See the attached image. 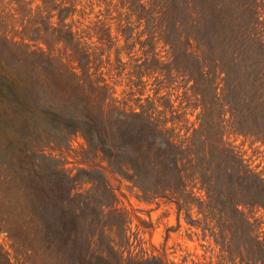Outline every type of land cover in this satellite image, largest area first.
<instances>
[{
  "label": "rangeland",
  "instance_id": "1",
  "mask_svg": "<svg viewBox=\"0 0 264 264\" xmlns=\"http://www.w3.org/2000/svg\"><path fill=\"white\" fill-rule=\"evenodd\" d=\"M187 1L0 0V67L92 121L0 129L1 264H264V0H194L217 67ZM141 112L184 157L176 194L137 180Z\"/></svg>",
  "mask_w": 264,
  "mask_h": 264
},
{
  "label": "trees",
  "instance_id": "2",
  "mask_svg": "<svg viewBox=\"0 0 264 264\" xmlns=\"http://www.w3.org/2000/svg\"><path fill=\"white\" fill-rule=\"evenodd\" d=\"M185 10V25L187 29L192 33L191 35H194L199 40L201 47L212 57L209 61L214 67H217L219 60L215 57L214 50L208 49L206 42L204 43L200 40L203 26L201 5L194 0L187 1ZM41 56L44 55L41 54ZM209 56H206L207 60ZM47 60L54 62L53 60L55 59L48 56ZM248 69H250V66L245 65L242 66L240 71L244 73ZM227 73L229 76V70H227ZM58 75L60 76L61 74ZM31 95L32 91L22 74L14 69L10 70L0 67V129L11 128L13 129L11 132L14 134H27L33 132L35 128L47 124L54 128L68 131L82 129L88 136L92 134V121L88 117L81 118L74 114L60 112L51 106L33 108ZM137 116L141 120L139 126V132L141 133L140 148L133 152L134 158L131 160L137 180L148 183V180L151 179L153 183L149 184L148 190L155 189L156 192H161V194H165L169 190L171 193L176 194L177 188L171 186L170 183L174 178L178 179L179 182H183L186 177L183 176L184 169L180 167L184 157L180 154L167 132L152 120L151 115L141 112ZM99 132V140L104 143L100 129ZM201 132V130H197L196 135L203 141V133ZM103 150L105 149L103 148ZM146 166L150 167V172L154 173L155 176H144L146 174ZM175 173L177 176H174ZM240 177H244L248 181L250 178L257 179L256 176H239L238 181H240ZM213 178L214 176H209L210 180H213ZM260 182L262 181L260 180ZM177 203L179 209H181L183 203H180V197H178ZM240 204L241 202L237 204V210ZM7 264H10L9 260Z\"/></svg>",
  "mask_w": 264,
  "mask_h": 264
}]
</instances>
